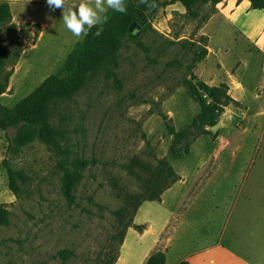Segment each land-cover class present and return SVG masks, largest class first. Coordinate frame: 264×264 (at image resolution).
Returning <instances> with one entry per match:
<instances>
[{"label": "rangeland", "instance_id": "rangeland-1", "mask_svg": "<svg viewBox=\"0 0 264 264\" xmlns=\"http://www.w3.org/2000/svg\"><path fill=\"white\" fill-rule=\"evenodd\" d=\"M6 1L11 18L0 24V41L8 47L9 79L0 104L11 107L59 73L83 34L73 35L62 10H50L45 0ZM80 2L65 0L63 9ZM88 3L99 17L107 12L95 8L96 0ZM246 6L239 0L234 11L218 16L214 5L198 4L197 18L178 3L158 8L145 29L133 26L137 40L124 41L111 73L98 72L72 99L53 106L51 122L65 129L71 157L90 161L72 204L61 195L56 155L39 142L12 155L7 146L14 130L0 131V204L9 211L8 224L0 225V264L115 262L122 224L113 212L125 193L140 190L124 169L133 158L151 165L165 158L180 178L140 215L160 222L170 213L168 227L177 228L172 245L219 243L249 264L256 258L264 264V11ZM202 38L211 52L189 71ZM190 72L210 86L226 82L237 98L205 135L190 127L198 113L183 83ZM236 82L242 95L233 91ZM167 124L190 132L187 155L170 154ZM4 159L27 176L18 197L8 189ZM62 250L71 254L65 260L57 254Z\"/></svg>", "mask_w": 264, "mask_h": 264}, {"label": "trees", "instance_id": "trees-1", "mask_svg": "<svg viewBox=\"0 0 264 264\" xmlns=\"http://www.w3.org/2000/svg\"><path fill=\"white\" fill-rule=\"evenodd\" d=\"M222 0H124L125 11L118 12L108 9L104 16L108 19L103 24L93 25L87 35L75 43L67 54L59 73L46 76L30 93L21 98L11 107L0 104V131L14 130V134L7 146V152L18 153L21 149L33 142L43 144L57 157L56 168L60 172L61 195L68 204L74 202V192L77 184L83 177V171L90 164L88 159L71 157L69 147L65 143L66 131L51 122L52 108L61 101L72 99L98 72L111 73L117 67L119 51L125 40H137L129 27L134 22L145 29L147 15L158 8L179 3L185 13L191 18L199 17L198 4L210 3L215 5ZM254 10L264 11V0H246ZM103 16V17H104ZM11 18L9 5L0 1V24ZM99 30V35L95 33ZM201 50L194 52V57L187 69L202 61L207 51L204 38ZM8 47L0 41V95L8 85L9 73L5 72ZM184 85L190 98L196 103L198 113L193 118L190 127L197 129L199 134H208L206 127L215 125L228 105L236 102L228 94L225 83L209 86L190 72L189 79H184ZM171 135L170 154L176 158L189 153L188 136L190 132L185 129L176 131L172 126L166 125ZM8 179V189L18 197L21 184L27 181L22 171L13 170L7 160L2 161ZM124 169L128 176L139 184V193H125L120 208L113 212L115 218L122 224L119 233L121 245L125 232L129 227L141 231L143 226L132 224L138 207L146 201H160L162 193L179 180V176L168 164L165 158L157 160L155 165L143 162L137 158L131 159ZM130 217L128 218V216ZM9 211L5 205L0 204V225H7ZM127 219V220H126ZM62 260L67 259L70 252L66 250L57 253ZM117 258V257H116ZM165 255L161 251L152 252L144 264H164ZM112 261L111 264H113ZM178 264H188L181 261Z\"/></svg>", "mask_w": 264, "mask_h": 264}, {"label": "crops", "instance_id": "crops-1", "mask_svg": "<svg viewBox=\"0 0 264 264\" xmlns=\"http://www.w3.org/2000/svg\"><path fill=\"white\" fill-rule=\"evenodd\" d=\"M238 2L239 0H222L221 2L215 4L214 7L217 9L216 15L221 16L226 11H234V9L236 8V4ZM176 4L177 3H174L168 6L172 7ZM8 5H9V10H10V3H8ZM249 8H250V4L249 6H246L245 10L248 11ZM10 15H11V12H10ZM213 16L207 20L204 27L206 26L207 23H209L210 21L214 19ZM28 20H31V19H28ZM32 21H33L32 22L33 24L34 23L37 24L36 22H34V20ZM38 26L39 27L41 26L40 27L41 33L39 35L41 36L43 25L38 24ZM204 27L202 28V30L204 29ZM205 49L207 53L203 61L206 60V58L211 52V48L209 46L206 45ZM203 61L201 62L203 63ZM202 76H203V71L201 70L200 72L197 73V77L202 80ZM208 78L209 80H211L212 76ZM204 83L209 85L208 82L206 81ZM221 83H224V82H221ZM236 83L238 84V87H236L234 84L233 91L235 92V95H242L243 90H241L240 83L239 82H236ZM231 91L229 90L228 94L229 93L231 94ZM230 97L234 101H236L235 99H237L235 98V96H232V95ZM177 182H179V180ZM165 191L162 193L160 197V201L158 202L163 201ZM148 202L149 201L143 202L138 207L133 217V220H132L133 225L143 226L142 230L139 231L134 227H129L126 230L123 241L119 248L118 257L116 261L114 262V264H144L148 256L152 252H155V251H161L164 253L165 255L164 264H178L181 261H186L188 264H249L247 261L234 255V252L231 249L219 243H216V244L206 243L203 245L194 244L193 249L187 247L186 245H182V244H178L180 247L176 245H172L171 242L173 239V233H175L177 228L168 227V225L170 226V222H171V219H169L170 216L168 215L170 213L167 212V215H165V217L160 222H150L147 219H142L140 215L141 214L144 215V213L148 209L144 207V205L147 204ZM151 202H154V201H151ZM166 230L167 232L164 234V231ZM180 235L181 233L179 234L178 238L181 240ZM250 264H260V259L256 258L255 260H251Z\"/></svg>", "mask_w": 264, "mask_h": 264}, {"label": "clouds", "instance_id": "clouds-1", "mask_svg": "<svg viewBox=\"0 0 264 264\" xmlns=\"http://www.w3.org/2000/svg\"><path fill=\"white\" fill-rule=\"evenodd\" d=\"M45 3L50 10L56 8L62 10L61 16L65 27L75 36L87 35L93 25L103 24L108 19L107 16L99 17L88 0H81L79 5L73 6V9H69L67 12L63 9L65 0H45ZM104 5L101 4L100 0H96L95 8L99 9L100 12H106L108 9L118 12L125 11L124 0H104ZM95 35H99V30Z\"/></svg>", "mask_w": 264, "mask_h": 264}, {"label": "water", "instance_id": "water-1", "mask_svg": "<svg viewBox=\"0 0 264 264\" xmlns=\"http://www.w3.org/2000/svg\"><path fill=\"white\" fill-rule=\"evenodd\" d=\"M134 25H135V23L133 22V23L131 24V26L129 27V31L131 32V34L137 36L138 33H136V32L132 29ZM216 127H217V123H216L215 125L211 126V127H210V130H214Z\"/></svg>", "mask_w": 264, "mask_h": 264}]
</instances>
